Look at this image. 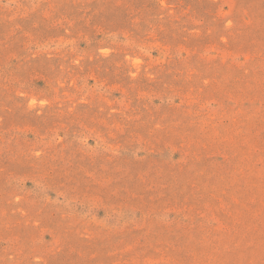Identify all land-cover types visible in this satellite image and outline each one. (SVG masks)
Returning a JSON list of instances; mask_svg holds the SVG:
<instances>
[{
  "label": "rangeland",
  "instance_id": "374dc122",
  "mask_svg": "<svg viewBox=\"0 0 264 264\" xmlns=\"http://www.w3.org/2000/svg\"><path fill=\"white\" fill-rule=\"evenodd\" d=\"M0 264H264V0H0Z\"/></svg>",
  "mask_w": 264,
  "mask_h": 264
}]
</instances>
